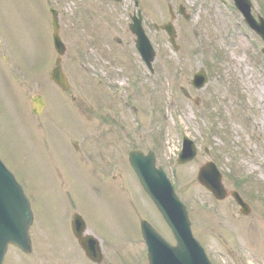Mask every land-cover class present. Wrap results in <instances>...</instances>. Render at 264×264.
Wrapping results in <instances>:
<instances>
[{"label":"rangeland","instance_id":"rangeland-1","mask_svg":"<svg viewBox=\"0 0 264 264\" xmlns=\"http://www.w3.org/2000/svg\"><path fill=\"white\" fill-rule=\"evenodd\" d=\"M192 1L196 5L190 6ZM197 1L141 0L146 33L157 45L155 73L147 75L141 62L142 96L141 105L138 104L141 129L135 123L132 125L136 132L131 134L130 129V142L141 143L146 151L154 149L157 162L177 180L176 191L188 205L193 233L213 264H264V204L261 202L264 196L261 193L264 189V56L258 50L262 43L243 24L232 0L226 3L199 0V4ZM168 3L175 6L183 3L190 8L189 20L183 21L177 16L174 21L180 45L177 52L166 42L164 33L150 27L152 21L168 20ZM252 3L253 11L264 17V0H252ZM48 6L60 12L61 38L68 46L67 66L71 67L70 57L74 53L92 54L88 41L91 31H81V24H77L82 21L78 12L81 9L99 11L92 15L101 16L102 22L109 19L113 24H121L124 30L117 26L113 34L128 40L124 44L127 48L132 46L131 34L124 33L129 21L126 12L132 8V0L116 4L101 0H0V67L4 71L0 72V156L22 184L34 218L30 229L34 241L31 255L9 247L3 264H93L84 260L69 234V211L73 206L79 211L73 207L71 213L80 212L87 228L103 240L101 264H147L146 258L142 260L143 246L137 232L141 215L159 226L168 239L169 230L128 170L126 156L121 157L117 132L113 133L107 157H111L115 170L107 180L86 170L87 163L98 171V155L84 163L70 152L64 134L68 129L73 130L76 120L78 125L81 122L79 126L84 131L85 118L81 115L76 119L71 113L70 123L66 119L67 125H64L63 118L58 117V112L69 111L62 105L64 98L56 91L47 93L53 89L50 84L46 86L47 62L53 63L56 56ZM152 9L161 13L149 12ZM92 20L99 22L95 17ZM88 24L91 25L89 19ZM96 38L92 36V40ZM114 48L119 47L114 45ZM3 54L10 58L2 60ZM204 60L213 64L215 71L210 67L207 85L199 92H192L188 73L203 65ZM74 73L71 70L70 76L67 74L75 91ZM81 81L92 100L101 93L104 97L87 79L81 78ZM180 85L189 88L190 100L180 94ZM43 91L52 119H45V115L37 118L29 112L28 99ZM193 96L199 97L196 104ZM168 100L175 106L168 105ZM40 122L43 128L38 126ZM184 134L193 138L200 152L187 166H172L175 149ZM153 136L158 137L157 142ZM204 146L209 148L208 156L204 155ZM210 157L217 159L225 186H232V177L252 180L251 191L258 194V199L252 198L256 199L252 202L255 206L252 215L240 220L229 217V207H233L229 200L215 203L197 183L193 171ZM51 158L64 171V186L56 182L48 163ZM248 171H253L255 176L245 178ZM210 203L213 209L206 207Z\"/></svg>","mask_w":264,"mask_h":264},{"label":"water","instance_id":"water-1","mask_svg":"<svg viewBox=\"0 0 264 264\" xmlns=\"http://www.w3.org/2000/svg\"><path fill=\"white\" fill-rule=\"evenodd\" d=\"M248 12L249 10L246 7L244 13L247 18ZM56 26L54 20V27L57 28ZM166 28L172 37V27L168 28L165 26ZM254 28L264 38V20L260 19V23L254 26ZM55 40H57V36H55ZM140 44L141 46L139 45L138 47L144 48L145 44L143 42ZM55 48L59 54L63 53L64 47L61 43H57ZM52 76L58 84L65 87V81L58 69L54 70ZM35 100L37 98H33V101ZM33 112H39V105L37 103L34 104ZM190 157L187 156L181 160ZM130 160L145 188L144 190L147 191L164 215L177 240L176 246H170L150 229L147 224L143 223L142 230L145 242L148 245L150 264H210L206 260L198 243L191 237L189 229H187L188 221L185 209H183L184 207L178 198L174 196L169 182L164 178V173L160 169L153 168V158L142 156L141 153L135 152L131 154ZM206 175L211 179L212 183L206 181ZM198 177L206 187L213 191L215 197H221L222 189L218 177L215 178L206 169H202ZM23 195L21 187L16 184L13 176L0 164V264L2 263L8 243H13L25 251L30 250L27 230L32 216H30L31 212L28 200ZM72 225L74 226L76 235L80 236L79 233L83 229V224L78 216H74ZM79 242L91 258L95 260L100 259L96 243L92 238H80ZM88 242L91 243V248H88ZM93 249H95V252H93Z\"/></svg>","mask_w":264,"mask_h":264},{"label":"flooded vegetation","instance_id":"flooded-vegetation-1","mask_svg":"<svg viewBox=\"0 0 264 264\" xmlns=\"http://www.w3.org/2000/svg\"><path fill=\"white\" fill-rule=\"evenodd\" d=\"M71 99L74 100V97L71 96ZM96 128H100L101 131L98 133V140H100L101 142H104L107 144L108 142V138H109V132H110V129L111 128V122L109 121H99L98 123V127H96L94 125V129L96 131ZM72 145L74 146V149L78 155V157L81 159V160H85V152L83 150H88V148L85 146V147H82L81 145L78 146L74 141H72Z\"/></svg>","mask_w":264,"mask_h":264}]
</instances>
